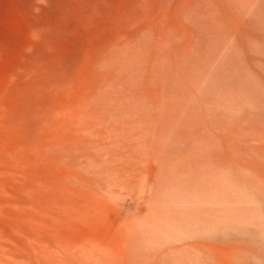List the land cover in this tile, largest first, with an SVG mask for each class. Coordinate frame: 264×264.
Instances as JSON below:
<instances>
[{
  "label": "rangeland",
  "instance_id": "rangeland-1",
  "mask_svg": "<svg viewBox=\"0 0 264 264\" xmlns=\"http://www.w3.org/2000/svg\"><path fill=\"white\" fill-rule=\"evenodd\" d=\"M262 250L264 0H0V264Z\"/></svg>",
  "mask_w": 264,
  "mask_h": 264
},
{
  "label": "bare ground",
  "instance_id": "bare-ground-1",
  "mask_svg": "<svg viewBox=\"0 0 264 264\" xmlns=\"http://www.w3.org/2000/svg\"><path fill=\"white\" fill-rule=\"evenodd\" d=\"M193 235H194V233H193ZM197 235V234H196ZM242 235V234H241ZM202 236V235H201ZM263 252H264V250H262V254H263ZM164 257V256H163ZM146 259H147V257H146ZM148 260V259H147ZM210 261V260H209ZM264 261V260H263ZM147 262V261H146ZM140 263V262H139Z\"/></svg>",
  "mask_w": 264,
  "mask_h": 264
}]
</instances>
